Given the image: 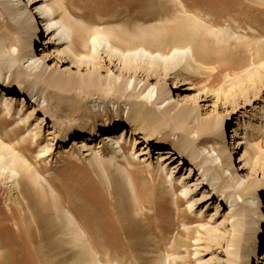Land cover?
I'll return each mask as SVG.
<instances>
[{"label": "rangeland", "instance_id": "1", "mask_svg": "<svg viewBox=\"0 0 264 264\" xmlns=\"http://www.w3.org/2000/svg\"><path fill=\"white\" fill-rule=\"evenodd\" d=\"M82 1L90 3L91 12L77 20L90 31L110 33L113 46L122 44L129 54L143 48L161 58L130 57L131 63H145L142 68L156 71L137 99L153 102L159 96L157 86L168 92V98L155 105L158 112L168 102L184 104L189 92L199 94V109L188 125L179 122L174 131L159 133L148 148L144 143L133 145L128 127L123 149L114 150L111 138L102 144L105 129L99 120L114 118L117 112L124 122L131 106L125 99L117 100V93L108 96L104 90L73 100L72 106L80 107L88 122L87 134L73 146L72 139L64 138L71 118L62 119L58 142L52 138L51 119L44 117L48 121L41 129L35 124L40 113L31 115L23 127L17 121L8 126L19 128L12 139L5 140L14 148L17 168L26 163L30 172L24 174L26 178L22 173L12 180L0 168V264H258L257 258L263 263L264 0ZM7 20L0 15V44L6 53L2 72L10 71L15 77L26 71L25 93L15 94L14 102L18 112L22 98H27L23 104L28 112L32 108L28 94L36 100L35 106L51 94L45 85L30 87L32 75L24 59L12 61L24 51L26 38L18 28L8 32ZM36 20L40 22L32 18ZM40 29L32 50L41 57L51 54L45 62L47 70L54 65L66 73L84 75L90 70L71 67L70 60L57 63L54 50L66 48L67 42L55 40L56 48L51 45L39 52L44 27ZM57 34L56 30L53 37ZM184 50L188 52L179 53ZM111 63L113 67L105 61L101 77L107 74L124 81L128 89L138 84L137 91L144 82L142 76L121 78L123 61ZM176 81L193 89L177 90L172 87ZM53 85L60 87L57 81ZM24 112L19 116H26ZM236 124L246 133L249 174L236 171L241 166L239 156L231 153ZM123 128L110 137L120 136ZM28 129L40 131V139L21 143ZM184 133L204 162H192L179 149ZM171 151L177 154L166 158ZM96 153L99 159L93 158ZM221 153L228 157L222 163ZM206 168L217 177L219 190L212 189L213 180L204 175ZM69 215L77 220L85 246L69 230L65 219Z\"/></svg>", "mask_w": 264, "mask_h": 264}, {"label": "bare ground", "instance_id": "2", "mask_svg": "<svg viewBox=\"0 0 264 264\" xmlns=\"http://www.w3.org/2000/svg\"><path fill=\"white\" fill-rule=\"evenodd\" d=\"M89 4L85 1L83 2L82 0H0V15L2 16V19H5L6 17L8 18V32L14 28H18L24 31V37L26 38V41L23 43L24 51L20 52L18 55L12 54L15 55L12 61L15 62L18 59H24V63H26L25 66L28 68L30 75H32L30 87L35 88L37 85H45L51 94L50 99L47 100L46 98H43L41 104H37V106L33 104L36 102V100H33V96L29 97L28 94V100L32 104L31 110H29V108L28 112H26L27 108L25 109L23 98H27L23 97L22 102L19 105L18 112H16L18 103L17 101L14 102V96L15 94L24 95L25 93L22 78L26 71H21L15 77H12L10 71L3 74L2 66L4 65L6 59V53L3 52L2 46L0 44V168H3L4 170L6 169L9 172V178L12 180L20 178V174L22 173L23 177H25L27 174H29L30 170L26 163H23V165L17 168V156L13 153L14 148L11 145H8L5 140H10L13 138V136L19 130V128H16L18 125H22V127L25 126L27 122L29 123V119L33 116V114L35 115L40 113L42 117L37 118V122L35 124L39 125V129H41L42 124L44 123L45 125L48 121L46 120L45 122L44 117L51 119L54 123V136L52 138L56 142H58V134L60 132L61 126H64L62 119H73V122L69 127V134H66L64 138L66 141L67 139H72V146L75 145L79 137L87 134L86 131L88 122H85L87 120L86 115L83 111H81L80 107L72 106L74 103L73 100L80 99L82 95H95L104 90L107 92L108 96L112 95V93H117V100L125 99L127 102L131 103V106L123 116L124 122L119 121V113L117 112H115L114 118H107L106 116H103V118L99 120V124L105 129V134L102 135V144H106L111 141L110 143L112 145L115 144V146L112 147L114 150L116 147L118 150L123 149L125 138L127 136V133L125 135V127H128L129 131L131 132L130 136L132 137L133 145L144 143V145L146 144L144 147L148 148L149 143L154 141V136L158 135L159 133L174 131L179 125V122L188 125V123L192 121L195 112L199 109V106L196 105L197 100L200 98L199 94L189 92L186 96L184 104L179 106L176 103L168 102L162 108V110L158 112L155 105L158 102L167 99L168 92L166 90L160 89V87L157 86L156 90H158V92L156 93H158L159 96L153 102L149 103L148 101L137 99L139 94H141L149 86V80H151L152 77H156V71L154 68H142L141 65L143 66L145 63H131L129 61L130 57H137L138 59H157L159 58L158 54L151 55L143 48L135 50L129 54L131 51L125 52L128 49L125 50L124 48V51L122 50L123 47L121 48L120 46L122 44L118 45L117 47L113 46L115 41L111 39L113 37L110 35V33L98 30L90 31L89 26L84 25L81 23V21L79 22V19L77 20V18L82 19L88 17L89 13L91 12ZM31 8H33L34 12L31 11ZM35 17H37L40 22L37 20L36 22H32V18ZM40 25L44 27V37L42 36L43 41L40 44V49L38 50L39 52H46V48L51 45L53 48H56V46H53V41L55 40H58L57 43H61L62 41L67 42L68 44L66 48L62 50H54L57 52V55H55L57 58V63H65V60H70L73 63L71 67L76 65L79 69L81 66H85L90 70H88V72L84 75L79 71L76 73L63 72L57 69L56 65L47 70L45 62L50 59L51 54L50 56L45 54L41 57L35 53V49L34 51L32 50L33 44L38 43L36 37L38 36L39 32L41 34ZM56 30L58 36L54 38L53 36ZM90 33H93V36H91ZM2 34L3 33L0 31V39ZM181 52L186 53L188 50L180 51L179 53ZM47 56L49 58H47ZM115 59L123 61V66L122 68L120 67V73H122L121 78L126 76L127 78L130 76L138 78L142 76L144 82H142L137 91L135 89L138 84H134V86L132 85V87H130L131 89H128V86L125 85L126 83L124 81L117 82L116 78H110L107 74L106 76L101 77L100 72L103 71L102 67L105 66V61L108 66L113 67L114 64L111 62ZM66 71L70 70L68 69ZM124 80L127 81L126 78H124ZM56 81L60 86L59 88H55L53 85L56 83ZM184 85H186V83L182 84L180 81H176L172 87L177 90L180 89L182 92H187L193 89L190 87V84H188L186 87ZM52 96L57 98L56 102L52 101ZM200 101L205 100L202 99ZM83 105L84 102H81V107H83ZM171 109L176 110V112L172 115L169 114V110ZM21 110H24L27 113L26 116H19ZM15 121H17L18 125L8 129L7 127ZM121 126L124 127L120 131L122 134L120 136L110 137L112 133ZM166 127L168 130H165ZM242 129L243 128H241L239 124H236L231 131V133L234 134L231 137V140L234 144L231 153H236L239 156L237 163L241 166L236 169V171L246 170L247 174H249L250 165H248V152L246 150L248 141L246 139V133H243L241 131ZM39 132L30 131L28 129L26 135L20 138L19 141L21 143H25L31 139L37 141V139H40ZM182 137L183 140L179 144V149L184 153H188L192 162H204L203 157H201V155L198 153L196 145L189 142L187 133L182 134ZM109 138L111 139L108 142H104ZM84 146L86 145L84 144ZM153 146L155 147L156 144ZM73 151L74 148H71L70 153H73ZM171 152L172 153L169 156L165 157L170 158L172 155L174 156L177 154V152ZM97 154L98 153H96L93 158L97 159ZM223 154L224 153H221V163L228 159L227 154ZM218 158H220V156ZM70 159V157H67L66 161H70ZM91 163H95L94 160ZM98 164L99 163L97 162V165ZM147 168L149 170L153 169L149 165ZM143 169H145V167ZM163 169H161V172ZM204 175L213 180V190L217 191L220 189L217 177L211 173L208 168L204 170ZM183 186L186 187L185 184ZM186 194H188V192H186ZM213 196V194H210V197ZM72 216L69 215L68 218H65L68 220V228L69 230L70 228L72 229L70 231H73L72 234H75L74 238L78 241L77 243L85 246L84 241L79 234L80 228L77 225V220L75 221ZM256 251L257 248L254 250V255L256 254ZM258 259L259 258H257L258 264H264V262H258ZM261 260L264 261V255H261Z\"/></svg>", "mask_w": 264, "mask_h": 264}]
</instances>
